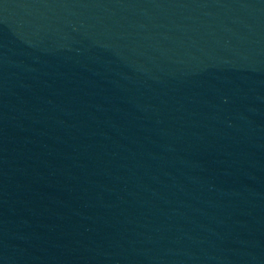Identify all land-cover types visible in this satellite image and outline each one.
<instances>
[{
    "label": "water",
    "instance_id": "95a60500",
    "mask_svg": "<svg viewBox=\"0 0 264 264\" xmlns=\"http://www.w3.org/2000/svg\"><path fill=\"white\" fill-rule=\"evenodd\" d=\"M0 264H264V0H0Z\"/></svg>",
    "mask_w": 264,
    "mask_h": 264
}]
</instances>
